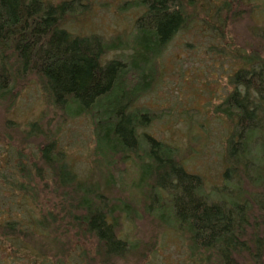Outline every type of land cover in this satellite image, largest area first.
<instances>
[{
  "label": "trees",
  "instance_id": "1",
  "mask_svg": "<svg viewBox=\"0 0 264 264\" xmlns=\"http://www.w3.org/2000/svg\"><path fill=\"white\" fill-rule=\"evenodd\" d=\"M85 1L0 0V110L10 115L34 84L50 109L69 117L95 114L97 144L109 147L104 155L108 162L133 158L146 167L151 191L163 192L154 196L156 205L147 212L156 214L163 208L161 197L169 194L174 222L198 253L209 254L200 259L202 264H212L215 254L219 258L214 263L240 264L237 258L248 248L252 262L264 264V26L258 31L252 25L251 40L244 41L237 57L242 67L230 79L233 91L217 107L232 125L219 196L230 194L234 201L213 203L202 192V177L185 169L173 146L139 136L149 113L137 116L132 111L140 98L153 92L158 59L192 22L201 0H132L131 8L142 15L135 39L126 44L70 31L71 21L90 12ZM114 51L130 53L106 60ZM5 126L12 134L10 146L35 145L38 157L26 166L20 163L27 161L20 152L18 170L10 173L12 158L6 154L5 167L0 166L2 186L12 192L11 197L0 195V264H117L137 252L118 237L115 214L122 216V208L116 209L64 163L57 151L58 131H46L40 139L41 126L19 131V124L9 119ZM230 183L236 184L235 193ZM17 199L21 206L12 205ZM125 211L131 219L132 210Z\"/></svg>",
  "mask_w": 264,
  "mask_h": 264
},
{
  "label": "rangeland",
  "instance_id": "2",
  "mask_svg": "<svg viewBox=\"0 0 264 264\" xmlns=\"http://www.w3.org/2000/svg\"><path fill=\"white\" fill-rule=\"evenodd\" d=\"M131 1L87 0L84 4L90 2V12L71 21L68 28L75 34L100 36L106 42L129 43L136 37V21L142 15L140 10L131 8ZM201 3L189 26L178 32L158 59L153 92L140 98L132 111L137 116L145 111L149 113L150 121L147 127L140 128L139 136L147 134L173 146L176 158L183 162L185 169L202 177L203 194L211 202L220 203L224 199L234 201L230 194L219 196V189L224 186L226 144L232 125L218 113L217 107L233 91L230 79L242 67L237 57L245 48L244 41L251 40L252 25L258 31L263 30L264 0H201ZM129 53L114 51L105 59L125 58ZM4 111L0 110L2 168L6 154L12 158L10 173L18 170L20 152L27 158L20 163L27 162L26 166H31L38 157L35 145L10 146L11 131L4 130L8 119L19 124V131H28L32 124L41 126L40 139L46 131L51 134L58 131L57 151L69 170L88 180L116 209L122 208L125 212L122 216L115 214L121 229L118 237L138 250L117 264H202L200 259L208 257L209 254L202 255L192 247L187 232L174 222L169 212L172 210L169 194L161 197L163 208L156 214L152 210L147 212L152 205L155 207L154 196L162 194V190L151 191L153 182L144 174L146 167L133 158L117 164L108 162L104 155L109 147L97 144L95 114L69 117L60 110L50 109L34 84L21 94L10 115ZM106 167L113 171H107ZM235 185L229 184L231 192L235 193ZM242 188L249 194L248 186ZM2 194L11 197L12 192L0 181ZM18 199L13 206H21ZM60 200L56 196L55 201L61 203ZM126 208L132 210V220L124 216L128 215ZM7 209L11 212L9 205ZM15 211L12 213H20ZM248 249L241 259L237 258L240 264H254L248 255L251 248ZM218 258L215 254L210 259L212 264H220L213 262Z\"/></svg>",
  "mask_w": 264,
  "mask_h": 264
}]
</instances>
